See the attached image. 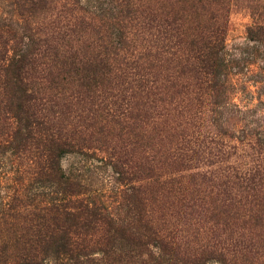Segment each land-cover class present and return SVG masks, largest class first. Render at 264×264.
Wrapping results in <instances>:
<instances>
[{
  "label": "trees",
  "instance_id": "trees-1",
  "mask_svg": "<svg viewBox=\"0 0 264 264\" xmlns=\"http://www.w3.org/2000/svg\"><path fill=\"white\" fill-rule=\"evenodd\" d=\"M85 14L74 30L37 28L28 47L0 55V146L23 156L39 150L31 159L35 180L51 190L24 197L17 213L26 238L18 237L3 264H41L48 256L56 264H122L125 248L137 264H264V139L243 130L234 142L216 133L203 107L220 80L223 25L215 17L198 34L178 13L157 18V60L171 56L172 69L154 73L139 17L128 12L132 28L102 35ZM158 107L177 132L170 149L153 153L136 124ZM114 129L121 133L109 137ZM85 149L103 154L126 187L124 218L81 197L82 185L63 174L62 156ZM157 161L177 178L154 177ZM153 184H161L159 202L169 184L186 202L157 216L147 197Z\"/></svg>",
  "mask_w": 264,
  "mask_h": 264
},
{
  "label": "rangeland",
  "instance_id": "rangeland-1",
  "mask_svg": "<svg viewBox=\"0 0 264 264\" xmlns=\"http://www.w3.org/2000/svg\"><path fill=\"white\" fill-rule=\"evenodd\" d=\"M29 1L0 0V55L4 47L9 56L13 55L16 45L28 47L31 38L34 39L36 33L47 26H58L61 30L73 27L74 30L79 24L81 10L90 19L87 22L93 19L97 28L102 30V35L132 28L129 21H124L129 12L142 22L143 34L139 40L149 47L146 65L154 73L159 72L160 65H163L162 69L170 73L172 57L165 54L161 62L157 60L161 59V50L155 49V45L158 46L155 38L160 33L157 18L178 13L193 33L200 34L213 24L211 19L216 17V22L222 24L225 31L224 50L218 61L219 83L212 93L209 90L210 96L203 99L208 115L206 124L218 134L234 136V142L242 138L243 130L257 139H264V0H54L55 6L46 5V0L36 1V5ZM148 115L136 124L139 127L137 130L153 153L156 150L165 152L172 147L177 132L174 119L161 107ZM116 133L121 132L114 129L109 137H114ZM38 151L31 150L30 154L23 156L11 145L0 146V264L12 260L14 248H18L21 242L18 237L26 238V231L22 230L24 215L17 213L23 211L21 204L25 201L24 197L32 198L51 191L35 180L36 167L31 159L34 155L38 156ZM144 153L147 159L148 154L152 155L147 151ZM60 167L65 177L82 185L85 194L81 197L108 208L112 214L119 212L124 218L126 187L118 182L103 154L93 149L76 150L62 156ZM153 174L159 177L160 182L168 183L177 178L174 168L167 163L161 165L158 161L154 164ZM147 188V197L155 211H175L178 207L173 203L186 202L175 184L165 187L161 202L155 198L161 191V184ZM123 257L122 264H137L139 260L126 248ZM41 264L56 263L52 256H48Z\"/></svg>",
  "mask_w": 264,
  "mask_h": 264
}]
</instances>
